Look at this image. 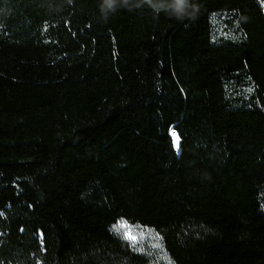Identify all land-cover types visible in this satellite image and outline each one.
Here are the masks:
<instances>
[{
    "label": "trees",
    "instance_id": "16d2710c",
    "mask_svg": "<svg viewBox=\"0 0 264 264\" xmlns=\"http://www.w3.org/2000/svg\"><path fill=\"white\" fill-rule=\"evenodd\" d=\"M192 2L0 0V264H264V4Z\"/></svg>",
    "mask_w": 264,
    "mask_h": 264
},
{
    "label": "clouds",
    "instance_id": "9594fccd",
    "mask_svg": "<svg viewBox=\"0 0 264 264\" xmlns=\"http://www.w3.org/2000/svg\"><path fill=\"white\" fill-rule=\"evenodd\" d=\"M148 5L156 17L160 12H164L177 20L195 19L199 12V6L192 0H103L100 6L102 17L107 19L109 13L114 12L117 7L127 8L132 11L133 8H140L142 5Z\"/></svg>",
    "mask_w": 264,
    "mask_h": 264
},
{
    "label": "rangeland",
    "instance_id": "374dc122",
    "mask_svg": "<svg viewBox=\"0 0 264 264\" xmlns=\"http://www.w3.org/2000/svg\"><path fill=\"white\" fill-rule=\"evenodd\" d=\"M261 1L264 4V0ZM177 144L175 145L177 146ZM111 230L116 235L130 241L136 249L152 255L154 264H171L161 253L158 236L152 229L137 224H130L121 219L111 227ZM129 237L132 238L129 239Z\"/></svg>",
    "mask_w": 264,
    "mask_h": 264
},
{
    "label": "bare ground",
    "instance_id": "6f19581e",
    "mask_svg": "<svg viewBox=\"0 0 264 264\" xmlns=\"http://www.w3.org/2000/svg\"><path fill=\"white\" fill-rule=\"evenodd\" d=\"M174 134H176L177 135V133L176 132H172V135H173V137H174V141H175V143H177L178 141H179V139H177V137H178V135L177 136H174ZM179 143V142H178ZM178 145V144H177Z\"/></svg>",
    "mask_w": 264,
    "mask_h": 264
},
{
    "label": "snow or ice",
    "instance_id": "6c2138e0",
    "mask_svg": "<svg viewBox=\"0 0 264 264\" xmlns=\"http://www.w3.org/2000/svg\"><path fill=\"white\" fill-rule=\"evenodd\" d=\"M132 237H129V239H131Z\"/></svg>",
    "mask_w": 264,
    "mask_h": 264
},
{
    "label": "water",
    "instance_id": "95a60500",
    "mask_svg": "<svg viewBox=\"0 0 264 264\" xmlns=\"http://www.w3.org/2000/svg\"><path fill=\"white\" fill-rule=\"evenodd\" d=\"M175 132V131H174ZM179 144V143H178Z\"/></svg>",
    "mask_w": 264,
    "mask_h": 264
}]
</instances>
